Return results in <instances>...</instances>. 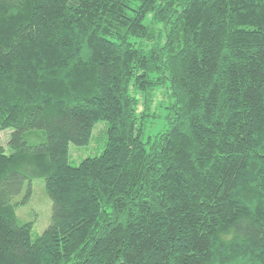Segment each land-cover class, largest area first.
<instances>
[{"label":"trees","instance_id":"obj_1","mask_svg":"<svg viewBox=\"0 0 264 264\" xmlns=\"http://www.w3.org/2000/svg\"><path fill=\"white\" fill-rule=\"evenodd\" d=\"M6 129L0 264H264V0H0Z\"/></svg>","mask_w":264,"mask_h":264},{"label":"rangeland","instance_id":"obj_2","mask_svg":"<svg viewBox=\"0 0 264 264\" xmlns=\"http://www.w3.org/2000/svg\"><path fill=\"white\" fill-rule=\"evenodd\" d=\"M161 96H159L152 102V110L158 113L156 122L162 123L161 119L164 115V111L161 106L157 107V103L160 102ZM141 110L142 107L139 106ZM154 127L153 130L160 128ZM107 123L105 121H97L90 134L88 143L84 146H76L72 143L68 146V160L73 166H76L80 161L86 157H92L98 155L104 148L106 139ZM11 129H6L0 132V141L3 146L7 145V138ZM42 140V136L36 131L35 134H28V141L30 143H37ZM25 190V189H24ZM24 198V191L15 197V201L18 202L15 213L19 220L32 223L31 237L35 239L43 232V230L51 223V200L45 192L44 179L42 177L33 178L31 181L30 195L22 202Z\"/></svg>","mask_w":264,"mask_h":264}]
</instances>
